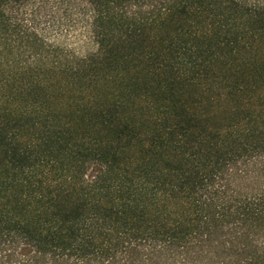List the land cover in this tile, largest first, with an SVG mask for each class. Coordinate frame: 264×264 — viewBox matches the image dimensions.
Returning <instances> with one entry per match:
<instances>
[{
	"label": "trees",
	"instance_id": "16d2710c",
	"mask_svg": "<svg viewBox=\"0 0 264 264\" xmlns=\"http://www.w3.org/2000/svg\"><path fill=\"white\" fill-rule=\"evenodd\" d=\"M0 0V264H264V0H89L96 49Z\"/></svg>",
	"mask_w": 264,
	"mask_h": 264
},
{
	"label": "rangeland",
	"instance_id": "374dc122",
	"mask_svg": "<svg viewBox=\"0 0 264 264\" xmlns=\"http://www.w3.org/2000/svg\"><path fill=\"white\" fill-rule=\"evenodd\" d=\"M20 19L45 43L77 57L92 54V8L89 0H19L12 3Z\"/></svg>",
	"mask_w": 264,
	"mask_h": 264
}]
</instances>
